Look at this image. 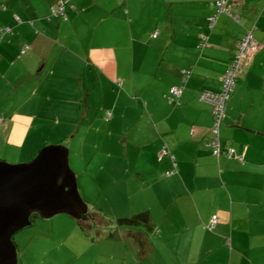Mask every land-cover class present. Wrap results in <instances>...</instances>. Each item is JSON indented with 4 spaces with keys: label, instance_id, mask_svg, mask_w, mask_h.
<instances>
[{
    "label": "crops",
    "instance_id": "1",
    "mask_svg": "<svg viewBox=\"0 0 264 264\" xmlns=\"http://www.w3.org/2000/svg\"><path fill=\"white\" fill-rule=\"evenodd\" d=\"M57 1L0 0V159L7 158L9 147L15 152L28 142L35 117L29 107L31 99H20L23 90H35L37 118L41 111L37 105H42L36 99L40 90L49 96L58 95L60 100L69 90H96L95 94L121 90L110 107L116 113L128 109L125 104L129 100L138 107L144 105L142 116L157 140L152 143L156 149L151 164L159 167V179H167L165 187L170 192L168 202L162 189L158 207L154 204L152 209L143 210L145 219L152 223L149 232L130 231L127 257L119 263L114 255L99 248V243L115 237L113 232L98 231V241L89 242L90 229L109 230V225L100 217L88 215L87 224L82 220L87 230L85 243L72 245L79 264H264V0H228L238 21L222 13L213 28L208 20L215 15L213 0H195L196 9L191 12L195 20L189 19L191 24L178 29L183 30L170 41L157 38L155 45L151 44L155 39L152 30L142 29L135 37L129 28L131 37L123 41L114 36L113 27L119 19L116 15L120 10L130 15L132 0H71L67 21L51 16L50 9ZM8 27L12 33L2 34L1 29ZM248 30H253L260 48L241 66L220 129L222 148H232L242 156L240 161L213 155L208 145L213 107L201 94L204 90L219 91L222 76L235 56L236 43ZM201 35L206 38L203 46L199 45ZM158 44L165 46L168 60L165 56L161 62L152 55ZM120 46L130 49L129 56L122 54L125 48L118 54L116 48ZM136 68L144 70L140 85ZM183 70L191 71L188 79H184ZM181 87L180 98L170 100V90ZM64 113L69 115V108L64 110L60 105L56 117L45 116L62 125ZM63 135L66 138L65 132ZM152 139L145 142L151 144L148 141ZM163 142L173 156L163 153ZM169 156L171 162L165 159ZM172 166L176 171L166 178L164 174ZM154 182L147 183L148 188ZM215 215L217 224L210 228ZM62 220L72 229L57 239L55 231L51 236L41 231L30 235L56 244L41 251L38 261L42 264H58L52 259L55 248L78 237L75 223ZM43 223L55 227V220ZM36 225L33 222L32 226ZM152 238L157 245L151 244ZM87 255L91 262L83 263Z\"/></svg>",
    "mask_w": 264,
    "mask_h": 264
},
{
    "label": "rangeland",
    "instance_id": "2",
    "mask_svg": "<svg viewBox=\"0 0 264 264\" xmlns=\"http://www.w3.org/2000/svg\"><path fill=\"white\" fill-rule=\"evenodd\" d=\"M130 6V15H123L121 10L116 15L119 19L113 27V34L120 41L131 37L129 28L135 37L137 32H141L142 29L145 32L154 31L156 37L153 40L154 43H151L152 45L158 41L157 38L161 41L163 38L170 41L174 35L183 30L178 29L187 27L190 22L195 20L194 17H191V12L196 9L195 0H132ZM181 11L186 14H181ZM201 41L203 40L201 39ZM122 48L126 50V53L122 54L129 56L130 49L126 46L117 47L118 54L121 55L120 50ZM152 55L156 57V60L160 59L161 62L165 56L166 60L169 59L163 44L162 46L160 44L154 46ZM136 65L139 66L140 64ZM136 72V81L140 85L144 79V70L141 72L136 68ZM120 81L121 84L122 80ZM86 84L87 88L90 89V81ZM34 91L23 90L22 96H20L23 101L31 99L29 107L31 112H34L35 117V119L32 118L34 123L28 142L21 149H16L15 152V149H12L14 147L8 148L5 159L12 162L5 159L0 160L8 164L26 163L32 161L40 150L47 145H65L69 149V161L76 173L80 193L88 205V214L100 217L99 220H105L106 226L109 225V230L106 228L99 230L96 227L90 229L89 240L91 241L89 242L98 241V231H111L115 237L99 243V248L114 255L118 263L125 260L127 248L130 246L128 239L130 231L134 229L148 233L149 226L152 225L145 219L146 215L142 214L143 210L152 209L154 204L158 207L160 204L159 194L162 189L166 190L165 203L170 200V192L165 187L168 182L167 179L165 177L159 179V167H154L151 164L156 149L152 143H157V140L149 132L151 129L147 127L145 117L142 116V110L145 111L144 105L138 107V104L133 105V101L129 100V103L125 104L128 109L122 108L114 113V108L112 109L110 105H113L118 99L121 90H99L96 94V90H69L61 96V100L58 99V95L49 96L42 92L44 90H40L36 99L42 105H37L41 108L38 113L40 117L37 118ZM133 93L134 96L137 95L136 92ZM60 105L64 110L69 108V115L64 113L61 118L62 125H59V121H51L45 116L56 117ZM25 107L27 108V105ZM108 112L112 114L109 121L106 119ZM113 118L117 121L111 123ZM64 132L66 138H64ZM151 136L153 139L148 141L151 144H147L145 141ZM163 145L167 148L165 151L168 153L167 144L163 142ZM33 150L34 152L38 151L33 154L34 156L31 154ZM9 155L11 157L16 156L11 158ZM168 155L172 154L168 153ZM165 159L171 162L170 156ZM172 159L174 160V157ZM102 167H104V171L101 169ZM175 171L176 168L172 166L164 175L166 178L170 177L174 175ZM150 173H155V176ZM153 181H155L154 185L152 184L148 188L147 183ZM146 187L148 188L147 194ZM162 203L164 202L162 201ZM157 217L159 218L158 222H160L159 212ZM62 218H67L75 223L78 237L74 236L71 240L66 241V244L55 248L57 252L52 255V259L58 264H79L78 252H74L72 248L85 243L84 238L87 235V230L83 229L82 220H77L67 214L56 215L49 219L38 216L34 219V222H37L36 226L31 225L15 234L14 242L18 251V264H42L38 261L42 257L41 251H46L45 247H54L56 244H50L47 242L48 239L41 237L40 240L30 238V235L41 231L43 235L51 236L55 231V238L57 239L72 229V226L63 221ZM48 220H55L54 228L43 223ZM125 220H133L134 222ZM85 223L87 224L88 221L85 220L83 224ZM156 225L155 231L158 230V223ZM80 231L81 233H79ZM151 244L157 245V240L152 238ZM137 248H139V244L135 242V249ZM55 250L53 248L51 251ZM94 253L93 248L92 254ZM88 261L91 262V259L87 255L82 262ZM134 262L137 263V260Z\"/></svg>",
    "mask_w": 264,
    "mask_h": 264
},
{
    "label": "water",
    "instance_id": "3",
    "mask_svg": "<svg viewBox=\"0 0 264 264\" xmlns=\"http://www.w3.org/2000/svg\"><path fill=\"white\" fill-rule=\"evenodd\" d=\"M69 154L65 145H47L30 162L0 160V264H18L14 236L33 224V214L88 219Z\"/></svg>",
    "mask_w": 264,
    "mask_h": 264
},
{
    "label": "built area",
    "instance_id": "4",
    "mask_svg": "<svg viewBox=\"0 0 264 264\" xmlns=\"http://www.w3.org/2000/svg\"><path fill=\"white\" fill-rule=\"evenodd\" d=\"M71 0H58L55 6H52L50 13L52 17H56L61 21H67L69 19L68 7ZM213 7L216 9V14L210 17L209 23L210 27L213 28L216 24L217 18L220 14L225 13L228 16L237 20V18L232 14L231 7L228 3V0H214ZM18 19V18H17ZM20 22V20L18 19ZM255 29V28H254ZM5 33L10 32L9 28L3 29ZM156 37V34L153 36ZM201 39L204 41L205 36L201 35ZM200 46H203L202 44ZM259 44L254 38L253 30L247 31L241 39L238 40L236 46L235 56L230 62L229 66L225 70L222 79H221V88L219 91L204 90L202 91L201 98L207 103L211 104L213 107V126H212V137L209 141V147L212 149L214 156L225 155L229 158H236L240 161L243 160L242 156H237L232 148L224 150L221 144L220 129L222 122L226 117V111L228 106V101L234 92V88L237 82L238 74L240 72L241 66L245 59H248L251 55L259 51ZM26 49L22 52L24 53ZM182 75L184 79H188L191 75L190 70H183ZM183 87L181 88H172L170 90L169 99L175 100L180 98L182 94ZM108 118L111 117L110 112L107 113ZM0 124L2 120L0 119ZM163 153H166L165 148ZM217 216L212 217L210 228H213L217 224Z\"/></svg>",
    "mask_w": 264,
    "mask_h": 264
},
{
    "label": "trees",
    "instance_id": "5",
    "mask_svg": "<svg viewBox=\"0 0 264 264\" xmlns=\"http://www.w3.org/2000/svg\"><path fill=\"white\" fill-rule=\"evenodd\" d=\"M213 4H214V0H213L212 3H211V6H212V7H213ZM213 8H214V7H213ZM230 9H231V8H230ZM214 10H215V14H216V9L214 8ZM232 14H233V13H232ZM233 15H234V14H233ZM213 16H214V15H213ZM234 16H235V15H234ZM211 17H212V16H211ZM235 17H236V16H235ZM236 18H237V17H236ZM208 19H209V18H208ZM235 20H236V19H235ZM236 21H238V20H236ZM8 28H9V27H8ZM4 29H6V28H4ZM9 29H10V32H7L8 34H9V33H12V29H11V28H9ZM2 30H3V28L1 29V33H2V34H5V32L2 31ZM248 31H249V30H248ZM7 33H6V34H7ZM245 33H246V32H245ZM245 33H244V34H245ZM244 34H243V35H244ZM242 37H243V36H242ZM242 37H241V38H242ZM241 38H240V39H241ZM254 38H255V37H254ZM237 42H238V41H237ZM202 43H203V41H201L199 45H201ZM202 45H203V44H202ZM236 46H237V43H236ZM229 100H230V99H229ZM228 102H229V101H228ZM110 114H111V113H110ZM110 118H111V117H110ZM110 118H108V115H107V120H108V121L110 120ZM220 137H221V136H220ZM36 217H38L37 214H33V215H32V217H31L32 222H34V219H35ZM125 221H127V222H134L133 220H125Z\"/></svg>",
    "mask_w": 264,
    "mask_h": 264
}]
</instances>
